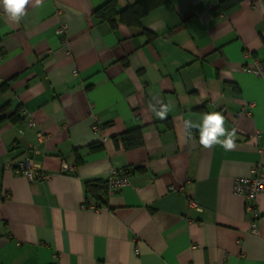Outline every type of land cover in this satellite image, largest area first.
I'll return each mask as SVG.
<instances>
[{
  "label": "crops",
  "instance_id": "crops-1",
  "mask_svg": "<svg viewBox=\"0 0 264 264\" xmlns=\"http://www.w3.org/2000/svg\"><path fill=\"white\" fill-rule=\"evenodd\" d=\"M108 1L30 0L18 21L0 7V264H264V192L255 217L234 191L264 168V78L244 70L264 61V0H156L137 25L97 16ZM209 111L233 149L186 132ZM26 152L49 179L15 170ZM113 169L129 182L99 203L87 182Z\"/></svg>",
  "mask_w": 264,
  "mask_h": 264
},
{
  "label": "built area",
  "instance_id": "built-area-1",
  "mask_svg": "<svg viewBox=\"0 0 264 264\" xmlns=\"http://www.w3.org/2000/svg\"><path fill=\"white\" fill-rule=\"evenodd\" d=\"M68 28L69 25L65 22H61L57 27V32L62 36V43L66 46L69 45V40L67 37ZM244 70L264 78V61L254 58L251 63H248L244 66ZM74 73L77 74V70H75ZM27 125L34 127L37 125V122L33 118H30L27 122ZM92 131L98 136L100 142L104 143L108 140L106 127L98 118H95L94 123L92 124ZM40 134L42 138L48 137L43 132ZM260 153L262 156H264V147L260 148ZM74 169L75 165L67 161L62 162L60 167L61 172H71L74 171ZM15 170L18 173L24 174L30 180L49 179L52 175L49 171L44 170L39 165L33 163L29 157V152H26V156L17 162ZM107 181L109 185V192H115L116 190H119L123 186L127 185L129 182L127 175L122 169H113L110 172ZM234 191L237 194H241L246 197L247 210L251 211L253 215L257 217L260 212L255 201L257 196L264 192V168L261 166V164H258L253 168L252 175L239 176L235 178ZM256 229L257 224L255 221H252L250 225L251 232H255Z\"/></svg>",
  "mask_w": 264,
  "mask_h": 264
},
{
  "label": "clouds",
  "instance_id": "clouds-1",
  "mask_svg": "<svg viewBox=\"0 0 264 264\" xmlns=\"http://www.w3.org/2000/svg\"><path fill=\"white\" fill-rule=\"evenodd\" d=\"M39 0H37V3ZM30 0H0V7L8 14L9 18L18 21L26 14V5ZM159 103V101H158ZM156 115L163 118L167 112V106L161 104L157 110L153 105ZM186 132L191 136L193 128L199 130V143L204 147H210L213 144L221 145L225 150H231L235 147V130L229 131L225 128V117L219 111L205 112L201 122L196 124L191 120L184 121Z\"/></svg>",
  "mask_w": 264,
  "mask_h": 264
},
{
  "label": "trees",
  "instance_id": "trees-1",
  "mask_svg": "<svg viewBox=\"0 0 264 264\" xmlns=\"http://www.w3.org/2000/svg\"><path fill=\"white\" fill-rule=\"evenodd\" d=\"M235 2L236 0H225L219 5L218 9L220 11H224ZM156 4V0H144L143 2L138 3L136 6H126L122 10H117V0H110L101 7L97 8L95 14L112 22L115 21L116 16H119L128 25H137L140 24L141 18L148 11V9ZM144 5L146 8L142 9ZM121 138L126 148L138 147L144 143L143 131L140 127H136L124 132L121 135ZM87 191L89 196L97 199V202H107L109 195L108 181H88Z\"/></svg>",
  "mask_w": 264,
  "mask_h": 264
}]
</instances>
